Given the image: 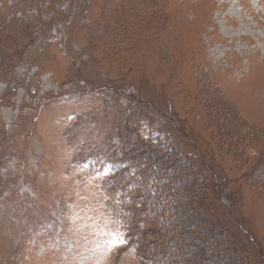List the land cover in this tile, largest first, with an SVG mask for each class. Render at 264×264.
<instances>
[{
  "label": "rangeland",
  "instance_id": "374dc122",
  "mask_svg": "<svg viewBox=\"0 0 264 264\" xmlns=\"http://www.w3.org/2000/svg\"><path fill=\"white\" fill-rule=\"evenodd\" d=\"M138 139L264 264V0H0V264H155Z\"/></svg>",
  "mask_w": 264,
  "mask_h": 264
},
{
  "label": "trees",
  "instance_id": "16d2710c",
  "mask_svg": "<svg viewBox=\"0 0 264 264\" xmlns=\"http://www.w3.org/2000/svg\"><path fill=\"white\" fill-rule=\"evenodd\" d=\"M228 112L232 114L229 118L233 122V113ZM229 130L233 135L237 134V131L233 132L232 127ZM136 143L137 145L132 144L133 148H130L126 155L129 156L131 162H140L138 171L143 181L134 191L135 199L142 200L141 207L144 206L147 209L142 213L147 215L148 224L151 220L153 223L150 224H153L160 232L156 233L155 230L151 232L148 229L146 230L148 234L141 237L142 241H146L147 244L144 251L147 247L150 251H154V259L156 258L154 263L245 264L247 257L241 256L247 254L248 250L244 249L246 246L233 241L234 232L229 231L231 228L225 225L226 223L221 219L224 218L221 210L214 204V197L219 198L218 192L220 193L216 184L211 183L210 185L203 176L193 174L194 162L190 157H182L178 165L176 156L172 159L169 156L170 158L167 157L166 160L164 158L166 154H164L162 158L157 156L156 161H160V165L164 163V160L167 161V165L171 164V169L168 168L163 173L161 172V177L157 178L153 184L156 193L151 195L153 189L146 188L147 171L151 168L143 162L149 163L144 159H146L149 148L152 147L148 142H141L139 139ZM140 149L143 151L140 152ZM169 170L174 172L171 173ZM132 179L134 181V178ZM156 240L158 244L148 245V242ZM146 259L147 262L151 261L150 255L146 256Z\"/></svg>",
  "mask_w": 264,
  "mask_h": 264
}]
</instances>
